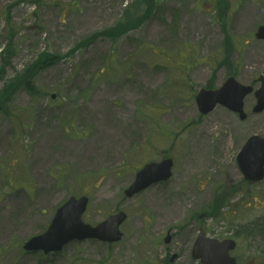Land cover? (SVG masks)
<instances>
[{
  "label": "rangeland",
  "instance_id": "obj_1",
  "mask_svg": "<svg viewBox=\"0 0 264 264\" xmlns=\"http://www.w3.org/2000/svg\"><path fill=\"white\" fill-rule=\"evenodd\" d=\"M262 25L264 0H0V264H170L174 253L172 264H192L204 221L219 235L264 222V182L246 185L236 159L264 138L254 94L246 121L222 106L202 116L196 103L230 76L260 86ZM167 155L172 178L127 199L136 174ZM72 196L89 198L93 226L125 212L123 240L27 253Z\"/></svg>",
  "mask_w": 264,
  "mask_h": 264
},
{
  "label": "water",
  "instance_id": "obj_2",
  "mask_svg": "<svg viewBox=\"0 0 264 264\" xmlns=\"http://www.w3.org/2000/svg\"><path fill=\"white\" fill-rule=\"evenodd\" d=\"M256 36L258 39L264 40V26L259 28ZM252 92V87L243 86L235 78H230L218 90L203 89L200 91L197 96V103L202 114L212 112L220 104L240 114L241 119L245 120L247 116L244 113V99ZM255 95L258 103L254 113H262L264 111V78L262 79L261 89ZM237 160L239 168L247 180L253 182L261 181L264 178V139L260 136H252L243 147ZM172 167V160L163 161L161 164L153 163L147 165L137 175L135 182L126 192L127 196L133 197L153 183L168 180L172 175ZM87 206V198L79 200L71 198L64 206L58 209L47 232L27 242L25 250H43L46 254H49L61 251L74 240L97 239L109 243L121 241L123 233L120 227L126 221L127 216L121 212L109 217L98 226L92 227L82 221V216ZM166 242L168 241L166 240ZM200 243L207 244L208 247L203 252L196 249L194 252L195 259H202L205 264H234V260L228 257L230 249L228 244H219L218 250V244L214 241L206 242L199 239L198 244ZM210 244H213L212 250L209 246ZM203 247L205 245H199L200 249H203Z\"/></svg>",
  "mask_w": 264,
  "mask_h": 264
},
{
  "label": "flooded vegetation",
  "instance_id": "obj_3",
  "mask_svg": "<svg viewBox=\"0 0 264 264\" xmlns=\"http://www.w3.org/2000/svg\"><path fill=\"white\" fill-rule=\"evenodd\" d=\"M227 177V182L226 183H232V180L230 179V175L226 174ZM244 180V178H243ZM246 181V180H245ZM244 181V182H245ZM264 182V181H262ZM260 182V183H262ZM246 185L248 186H253L256 185L254 183H250L248 181L245 182ZM259 184V183H257ZM218 201V200H216ZM225 206V202H220L218 201V203L215 204L214 208L212 209V213L215 212L217 215L220 214L221 210L224 208ZM211 207V206H209ZM211 208L207 209V212H205L203 214V218H211ZM223 230L224 227L219 226L218 223L216 224H208L207 220L204 221V223H202L199 226V229L197 231V233L193 234V240L192 243L190 245V250H189V257L192 259L191 263L192 264H205L201 259H195L194 256V252L196 251V249H198L200 252H203L207 249V244H203L200 243L198 244L199 239H202L203 241H218V242H224V241H232L233 243V249L229 251V255L230 257L234 260V264H263V261L261 260L262 258H264V254L261 253H253L254 251V246L253 244L256 243V241L253 240H257L259 239H264V222L263 220H259L257 223L254 224H249L247 226H242L241 230L239 233H232L229 235V231L226 233H223L221 235L219 234H212V232L214 230ZM233 230V229H232ZM167 235H170L169 238H167L168 243L165 244L170 245L171 243L176 245V235H172L171 231H168ZM166 235V236H167ZM254 235V236H251ZM257 238V239H256ZM244 243L246 244V248L250 251L247 252V250L244 248ZM198 244V245H197ZM199 245H205V247H203V249L199 248ZM211 250H212V246L213 244L209 245ZM208 251V250H207ZM246 255H248V257H246ZM180 255L174 253L172 255V258L170 259L169 263L172 264V261L174 260V263L179 259Z\"/></svg>",
  "mask_w": 264,
  "mask_h": 264
},
{
  "label": "trees",
  "instance_id": "obj_4",
  "mask_svg": "<svg viewBox=\"0 0 264 264\" xmlns=\"http://www.w3.org/2000/svg\"><path fill=\"white\" fill-rule=\"evenodd\" d=\"M128 24V22H126V23H123L122 25H119L117 28H115L113 31H116V33L119 31V33L120 32H126V30L128 29V27H127V29H126V27H124V26H126ZM132 28V27H131ZM130 28V29H131ZM3 52V51H2ZM7 59L9 60V62H10V60H12V58H11V56L10 55H8L7 56ZM47 59L48 60H50V62H54V61H56L57 59L55 58V57H47ZM47 64H51V63H47Z\"/></svg>",
  "mask_w": 264,
  "mask_h": 264
},
{
  "label": "bare ground",
  "instance_id": "obj_5",
  "mask_svg": "<svg viewBox=\"0 0 264 264\" xmlns=\"http://www.w3.org/2000/svg\"><path fill=\"white\" fill-rule=\"evenodd\" d=\"M33 171H34L35 174H39L40 173V168L39 167H34ZM174 207H175L174 208V212L175 211L180 212L183 209V207H184V203L182 201H178V204L175 205ZM177 215L178 214L175 212L174 219L178 218Z\"/></svg>",
  "mask_w": 264,
  "mask_h": 264
}]
</instances>
